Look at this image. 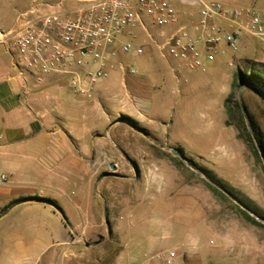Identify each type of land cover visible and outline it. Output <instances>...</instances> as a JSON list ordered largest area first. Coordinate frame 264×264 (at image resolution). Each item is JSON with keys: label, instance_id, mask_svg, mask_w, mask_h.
Masks as SVG:
<instances>
[{"label": "rangeland", "instance_id": "obj_1", "mask_svg": "<svg viewBox=\"0 0 264 264\" xmlns=\"http://www.w3.org/2000/svg\"><path fill=\"white\" fill-rule=\"evenodd\" d=\"M33 1L0 0V33ZM210 1L264 11V0ZM44 2L50 7L60 0ZM143 24L119 39L143 54H118L108 78L97 83L106 80L112 93L97 115L103 127L83 123L86 113L74 106V129L92 127L94 133L84 140L90 147L88 167L74 169V200L102 203L122 194L137 202V207L108 210L119 239L80 238L81 244L93 246L90 258H102L99 264H112L120 247L117 264H131L127 252L136 247L152 264H163L169 254L174 255L170 264H264V159L256 143L247 141L248 117L264 138V92L236 77L247 61L264 68L259 40L246 37L250 46L236 52L220 46L213 62L202 57L204 67L191 69L162 57L157 45L165 29L147 18ZM4 53L0 45V56ZM213 71H226L223 80ZM149 77L150 83L134 89L127 82ZM137 87L146 90L139 97ZM115 161L124 168L115 167ZM92 169L93 190H86ZM241 211L261 226L250 224Z\"/></svg>", "mask_w": 264, "mask_h": 264}, {"label": "crops", "instance_id": "obj_2", "mask_svg": "<svg viewBox=\"0 0 264 264\" xmlns=\"http://www.w3.org/2000/svg\"><path fill=\"white\" fill-rule=\"evenodd\" d=\"M241 46V50L250 46L246 38ZM4 55L0 56V176L5 177L0 184V264H99L102 258H90L93 246L81 244L80 238L119 239V228L113 224L110 228L108 210L137 207V202L122 194L102 203L74 200V169L88 167L90 147L84 140L94 137L92 127L74 129V106L86 113L83 123L102 128L97 115L103 102L111 99V90L105 80L93 87L90 99H74L68 77L49 75L37 83L28 75L24 81L12 71L11 56L6 51ZM119 69L123 72L121 64ZM226 71H213V75L222 79ZM149 80L127 82L134 89ZM135 91L139 97L146 90ZM114 165L124 168L117 161ZM95 173L92 169L84 189L93 190ZM123 251L120 247L112 264H117ZM127 253L131 264H152L137 247Z\"/></svg>", "mask_w": 264, "mask_h": 264}, {"label": "built area", "instance_id": "obj_3", "mask_svg": "<svg viewBox=\"0 0 264 264\" xmlns=\"http://www.w3.org/2000/svg\"><path fill=\"white\" fill-rule=\"evenodd\" d=\"M46 6L44 0H34L0 33V45L11 56L18 78L25 81L32 75L40 83L46 76L63 75L81 98H91L118 54H143V49L119 40L144 27L143 18L165 29L157 45L161 55L191 69L204 67L202 57L213 62L222 45L238 51L246 37L259 40L264 65V11L232 9L210 0H61L48 10ZM4 182L0 176V184ZM173 257L169 254L163 264Z\"/></svg>", "mask_w": 264, "mask_h": 264}, {"label": "trees", "instance_id": "obj_4", "mask_svg": "<svg viewBox=\"0 0 264 264\" xmlns=\"http://www.w3.org/2000/svg\"><path fill=\"white\" fill-rule=\"evenodd\" d=\"M236 77H237V80L241 84L258 86L264 92V68L263 67H255L252 62L247 61L245 63V66H244V71L238 70ZM248 123H249V127L251 129L252 134L250 135L247 132V141H249L250 143H253V142L256 143V147L260 151L261 156L264 159V138H263V135L261 134V132L259 131V129L257 128V126L254 124L253 120H251L250 117H248ZM211 179L215 183V180H213V178H211ZM22 201L23 200H21V199L16 200V201L12 202L10 204V206L18 204ZM241 213L244 215V217L246 218V220L250 224H252L254 226H258V227L261 226L255 219L248 216L245 212L241 211Z\"/></svg>", "mask_w": 264, "mask_h": 264}, {"label": "water", "instance_id": "obj_5", "mask_svg": "<svg viewBox=\"0 0 264 264\" xmlns=\"http://www.w3.org/2000/svg\"><path fill=\"white\" fill-rule=\"evenodd\" d=\"M178 157H179V158H182L180 155H178ZM111 167H112V169H114V167H113V166H111Z\"/></svg>", "mask_w": 264, "mask_h": 264}]
</instances>
